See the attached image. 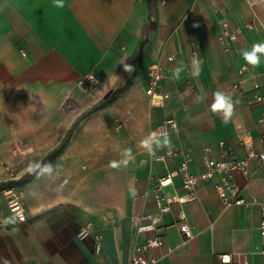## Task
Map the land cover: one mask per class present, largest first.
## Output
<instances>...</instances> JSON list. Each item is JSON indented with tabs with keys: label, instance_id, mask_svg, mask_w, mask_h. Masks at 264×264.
I'll return each instance as SVG.
<instances>
[{
	"label": "crops",
	"instance_id": "crops-1",
	"mask_svg": "<svg viewBox=\"0 0 264 264\" xmlns=\"http://www.w3.org/2000/svg\"><path fill=\"white\" fill-rule=\"evenodd\" d=\"M63 4L0 0V264H129L131 217L155 211L153 196L145 194L151 176L183 161L155 162L152 155L182 150L191 158L189 170L197 172L204 167V148L220 140L243 156L240 131L264 150V125L258 122L264 106L252 103L253 80L264 92V53H257L255 67L243 56L264 44V0ZM223 20L255 27L243 30L224 51L217 40ZM125 64L134 70L126 72ZM241 64L250 70L238 94L232 86ZM151 65L166 75L163 87L170 97L163 108L151 107L145 86L134 85L139 71ZM88 76L96 82L90 91L80 86ZM117 88L122 90L115 99L101 104ZM217 92L232 101L227 122L222 110H212ZM167 116L176 119L177 129L144 147L150 129ZM48 165L51 172L43 170ZM11 183L24 192V222L15 221L1 191ZM243 195L264 203V167L245 184ZM185 211L195 236L184 241L171 225L172 214L165 215L170 225L160 230L156 264H219L218 253H232L233 264L243 256L250 264H264L259 203L226 207L211 182H204ZM85 225L90 235L81 239Z\"/></svg>",
	"mask_w": 264,
	"mask_h": 264
},
{
	"label": "built area",
	"instance_id": "built-area-1",
	"mask_svg": "<svg viewBox=\"0 0 264 264\" xmlns=\"http://www.w3.org/2000/svg\"><path fill=\"white\" fill-rule=\"evenodd\" d=\"M253 3V0L248 2ZM255 27V22H247L243 25H233L228 20H223L220 24V31L217 35L218 42L224 51H230L233 44L238 41L243 30H251ZM21 55L25 52L21 50ZM193 62L198 63V58L193 53ZM172 57H169L171 60ZM250 70L249 65L241 64L237 69L238 81L233 84L232 90L235 93H242L241 83L245 80V73ZM148 80L144 92L148 97V103L154 108H163L169 99V93L163 87L166 77L164 69L159 65H151L147 68ZM87 82H80L82 89L90 91L96 86L93 76H88ZM260 84L253 80V104L264 106V92L260 91ZM264 125V112L258 119ZM177 129V121L173 116H167L155 124L149 132L150 143L154 144L170 132ZM245 153L243 156H236L224 140H220L216 147L207 146L204 148V167L202 170L192 172L188 168L191 158L182 150H165L162 154L152 155L150 158L155 162H165L169 158L182 157L183 161L179 168L168 170L161 175H153L150 178V187L145 194L153 196L155 211L139 212L131 217L133 230V244L130 252L129 264H156L158 259L153 252L161 245L160 230L170 223L164 220L165 215L172 214L173 222L182 234L184 241L195 236L192 226L187 221L185 205L198 199V187L204 182H211L216 194L224 206L244 205L249 206L256 203L261 205V217L258 224L259 235L262 243L260 253L264 254V203L258 202L255 198H246L243 195V188L247 182L259 174V170L264 167V150H257L251 144L247 134L238 132ZM264 140V134L260 137ZM218 155L214 156V151ZM253 164V166H252ZM10 180H15L10 174ZM236 176L241 177V183ZM179 186H176V182ZM171 189V191H169ZM2 193L6 198L9 212L17 222L27 220L26 203L24 192L19 186L11 183L2 188ZM177 206V211H173V206ZM146 232H154L150 237L139 239V235ZM90 235L89 225L82 226L78 236L83 239ZM99 239V236L96 237ZM100 244H96L98 250ZM219 264H233L232 253H218ZM239 264H250L246 256H243Z\"/></svg>",
	"mask_w": 264,
	"mask_h": 264
},
{
	"label": "clouds",
	"instance_id": "clouds-1",
	"mask_svg": "<svg viewBox=\"0 0 264 264\" xmlns=\"http://www.w3.org/2000/svg\"><path fill=\"white\" fill-rule=\"evenodd\" d=\"M54 3L58 6V7H63V0H54ZM257 53H264V44H255L253 45V50L251 52H244L243 56L245 58V60L251 64L253 67L257 66L259 64V58L257 56ZM124 70L126 72H132L134 70V68L128 64L124 65ZM181 71L180 68H177L174 70V75L176 77L179 76V72ZM199 72H194L193 75H198ZM212 110L215 111H223L224 113V119L225 122H227V120L231 117L232 115V111H233V104L232 101L229 97H226L223 93L217 92L215 94V102L212 105ZM167 142V141H166ZM142 145L146 148H150V142L148 140H144L141 142ZM126 163V161H125ZM111 166L112 167H117L118 164L116 161L111 162ZM46 172H51V166H45V168L43 169ZM7 223V221H6Z\"/></svg>",
	"mask_w": 264,
	"mask_h": 264
},
{
	"label": "rangeland",
	"instance_id": "rangeland-1",
	"mask_svg": "<svg viewBox=\"0 0 264 264\" xmlns=\"http://www.w3.org/2000/svg\"><path fill=\"white\" fill-rule=\"evenodd\" d=\"M152 21H151V25H152ZM147 80H148V74H147V69H144L142 71H139V75L137 77V80H135V86H139V85H144L146 86L147 84Z\"/></svg>",
	"mask_w": 264,
	"mask_h": 264
},
{
	"label": "trees",
	"instance_id": "trees-1",
	"mask_svg": "<svg viewBox=\"0 0 264 264\" xmlns=\"http://www.w3.org/2000/svg\"><path fill=\"white\" fill-rule=\"evenodd\" d=\"M122 90V88H117V89H114L110 92H108L105 96H104V99L102 101L101 104H106V103H109L111 102L112 100L115 99V97L117 96V94ZM53 155V154H52Z\"/></svg>",
	"mask_w": 264,
	"mask_h": 264
}]
</instances>
